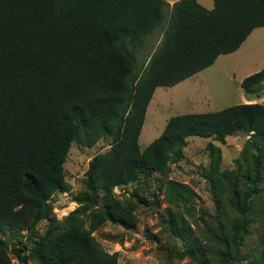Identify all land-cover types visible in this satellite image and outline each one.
<instances>
[{"label": "trees", "instance_id": "16d2710c", "mask_svg": "<svg viewBox=\"0 0 264 264\" xmlns=\"http://www.w3.org/2000/svg\"><path fill=\"white\" fill-rule=\"evenodd\" d=\"M212 1L206 10L196 0H0V264H117L92 233L106 222L130 229L136 208L150 204L137 189L120 198L114 190L167 177L190 137L224 144L244 133L233 170L220 169L212 142L209 167H200L215 204L208 236L220 250L213 255L221 264L238 261L250 226L264 222V208L253 209L264 181V103L178 115L147 147L138 144L157 88L209 68L264 27V0ZM148 47L145 64L139 56ZM240 88L259 98L264 68ZM105 138L110 147L89 161L78 207L56 221L50 201L70 188L63 166L71 145L91 148ZM158 192L168 232L182 243L175 257L212 264L184 215L193 190L167 180ZM41 221L48 225L38 237ZM249 257L264 264V235Z\"/></svg>", "mask_w": 264, "mask_h": 264}, {"label": "rangeland", "instance_id": "374dc122", "mask_svg": "<svg viewBox=\"0 0 264 264\" xmlns=\"http://www.w3.org/2000/svg\"><path fill=\"white\" fill-rule=\"evenodd\" d=\"M206 10L212 9L211 0H199ZM155 39H150V48ZM148 47L139 56V61L147 63L151 54ZM264 68V28L257 29L248 38L240 50L229 55L219 56L215 64L204 69L191 78L171 87L157 88L147 107L145 121L138 144L144 149L162 133L166 122L182 114H202L216 112L230 106L247 104L249 99L240 88V79L247 72L260 71ZM257 71V72H258ZM259 98L251 97L253 103H264V91ZM248 136L237 133L225 139L221 144L211 139L190 137L183 150L182 160L170 166L167 177L153 175L145 183H136L124 188H116L114 193L120 198L128 196L137 189L139 197L146 199L150 207L138 206L135 212L136 225L124 229L109 222L103 223L92 236L108 254L117 255V264H197L189 258L178 260L175 254L181 250L180 240L171 236L165 224L166 207L164 198L158 188L167 180H174L188 185L196 195L192 209L187 214L188 224L193 230L192 240L207 249L212 264H221L217 253L220 248L208 236V229L214 221L215 204L207 181L202 177L200 167H209V153L206 145L212 142L221 149V170L231 171L235 168L242 147ZM110 140L100 139L93 147L84 148L73 143L64 163L65 181L69 185L66 192H57L51 199L52 216L61 222L78 205L75 197L86 191L85 173L89 161L97 154L107 151ZM261 192L256 197L253 209L264 208V181ZM134 200L135 197H133ZM182 211V208L179 209ZM48 222L41 221L36 226V236L41 237L47 229ZM245 238L241 255L235 264H255L251 255L257 253L260 238L264 235V222H253ZM26 240V233L24 234ZM248 256V258H247ZM10 264H18L15 259ZM28 264H36L29 260ZM261 264V263H260Z\"/></svg>", "mask_w": 264, "mask_h": 264}, {"label": "crops", "instance_id": "0c3cea01", "mask_svg": "<svg viewBox=\"0 0 264 264\" xmlns=\"http://www.w3.org/2000/svg\"><path fill=\"white\" fill-rule=\"evenodd\" d=\"M167 4H169L170 6L173 4V3H175L176 1H178V0H164ZM197 1V3H201L199 0H196ZM211 2H212V8H213V1L211 0ZM264 28V27H263ZM257 29H262V28H256V29H254L252 32H251V34L247 37V39L243 42V44L239 47V49L238 50H240V48H242L243 46H244V44L246 43V41L248 40V38L253 34V32H256V30ZM237 50V51H238ZM237 51H235V52H237ZM235 52H233V53H235ZM232 54V53H231ZM218 59V58H217ZM217 59H216V61H217ZM215 61V62H216ZM215 62H214V64H215ZM213 64V65H214ZM212 65V66H213ZM211 67V66H210ZM258 70H256L255 72H247L246 74H245V77H247V76H249V75H251V74H253V73H256ZM244 77V78H245ZM244 78H241L240 79V83H241V81L244 79ZM245 103H247V104H252L253 103V100L251 99V97H249V99H247V101H245Z\"/></svg>", "mask_w": 264, "mask_h": 264}]
</instances>
